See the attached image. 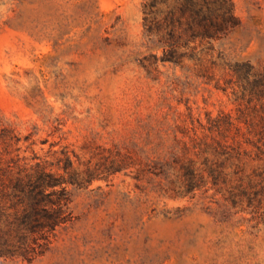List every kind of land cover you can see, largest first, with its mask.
Segmentation results:
<instances>
[{"label": "rangeland", "instance_id": "374dc122", "mask_svg": "<svg viewBox=\"0 0 264 264\" xmlns=\"http://www.w3.org/2000/svg\"><path fill=\"white\" fill-rule=\"evenodd\" d=\"M150 1L0 0V129L21 138L15 154L55 170L67 155L81 176L100 173L70 186L74 218L43 255L0 264H264L253 208L235 207L209 173L190 190L183 169L193 160L205 172L210 117L254 115L263 102L228 67L203 76L194 61L165 63L147 34ZM232 1L240 25L206 61L222 54L264 72V0ZM164 10L162 0L154 12ZM247 164L252 172L264 160Z\"/></svg>", "mask_w": 264, "mask_h": 264}, {"label": "trees", "instance_id": "16d2710c", "mask_svg": "<svg viewBox=\"0 0 264 264\" xmlns=\"http://www.w3.org/2000/svg\"><path fill=\"white\" fill-rule=\"evenodd\" d=\"M161 1L146 2L144 12L147 34L159 37L165 63L184 65L194 61L203 76H211L217 66L228 67L242 89L263 102L254 115L241 110L236 118L231 114L209 118L210 127H203L205 139L199 146L205 155V172L190 160L183 166L187 184L190 190L197 189L209 173L218 190L228 191L227 198L235 207L247 202L258 223H264V166L247 171L250 160H264V72L256 71L249 62L231 63L222 54L212 59L211 65L206 61L217 52L215 41L240 25L234 3L164 0L165 10L154 12ZM244 127L250 133L247 137L239 135ZM20 141L14 129H0V255L22 256L32 262L49 249L59 228L73 220L70 186H85L100 173L88 168L81 176L73 170L74 163L67 155L55 170L37 155L15 154L20 150L15 144ZM209 153L220 160L214 162ZM228 162L233 172L224 170ZM123 168L113 162L110 169L116 172Z\"/></svg>", "mask_w": 264, "mask_h": 264}]
</instances>
